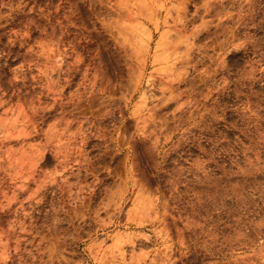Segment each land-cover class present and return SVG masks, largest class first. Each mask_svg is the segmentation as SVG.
<instances>
[{"label":"rangeland","instance_id":"1","mask_svg":"<svg viewBox=\"0 0 264 264\" xmlns=\"http://www.w3.org/2000/svg\"><path fill=\"white\" fill-rule=\"evenodd\" d=\"M0 264H264V0H0Z\"/></svg>","mask_w":264,"mask_h":264}]
</instances>
